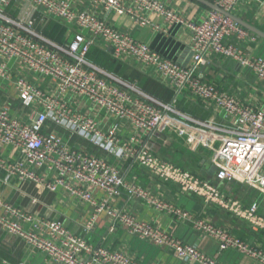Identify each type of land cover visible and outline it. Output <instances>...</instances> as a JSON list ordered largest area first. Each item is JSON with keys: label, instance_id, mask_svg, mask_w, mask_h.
<instances>
[{"label": "built area", "instance_id": "1", "mask_svg": "<svg viewBox=\"0 0 264 264\" xmlns=\"http://www.w3.org/2000/svg\"><path fill=\"white\" fill-rule=\"evenodd\" d=\"M74 1L0 0V79L12 86L17 111L24 117L11 115L9 103L0 106V185L30 184L38 192H60L88 204L91 215L81 226L86 234L104 213L109 232L121 228L143 242L168 249L185 264H220L196 246L137 220L129 211L113 208L114 200L124 195L168 217L191 222L193 229L211 239L220 252L232 250L264 264L262 249L223 229L193 220L188 212L152 197L135 178L128 181L111 162L139 166L153 178L178 186L183 194L248 223L253 232H264V216L256 201L245 205L222 192L214 182L200 179L152 151L164 127L186 136L191 143L194 138L181 126L182 122L202 129L206 140L222 132V142L211 149V161L216 167L214 180L228 183L240 179L264 193V112L241 104L198 78L199 70L212 57H219L249 69L264 82V59L245 56L231 42L244 40L248 32L223 15L207 10L199 21L187 24L191 58L181 66L111 27L95 12L111 11L131 17L140 25H151L147 15L158 16L169 25L181 23V17L161 1L92 0L93 10L78 12ZM205 1L232 15L243 2ZM11 2L29 4L33 11L13 18L4 11ZM34 12L58 20L68 30L67 40L59 44L37 31ZM91 47L107 53L113 61H134L155 72L173 92L172 102L153 99L89 62ZM11 62L17 71L46 81L47 88L22 74L12 79ZM177 99H188L221 113L228 126L222 129L210 120L201 122L186 117L175 109ZM75 137L101 154L75 143ZM20 192L32 206L46 207L37 195L21 189ZM95 192L101 193L100 199L94 197ZM0 231L21 239L29 251L42 254L49 264H141L121 251L95 248L60 219L26 211L1 195Z\"/></svg>", "mask_w": 264, "mask_h": 264}, {"label": "crops", "instance_id": "2", "mask_svg": "<svg viewBox=\"0 0 264 264\" xmlns=\"http://www.w3.org/2000/svg\"><path fill=\"white\" fill-rule=\"evenodd\" d=\"M159 1L180 16L182 22L169 25L158 16L147 15L151 25H140L135 23L131 17L120 16L111 11L96 9L95 12L108 25L130 36L135 41L147 45L149 49L162 58L185 66L191 58L190 32L187 24L199 21L208 9L192 0ZM74 5L76 12L94 9L92 0H75ZM4 11L17 19L23 17L25 11L31 12L33 9L29 4L20 6L11 2L9 6L4 8ZM39 14L38 12L33 14L36 20L34 28L43 34V30L49 24L50 32L55 34L54 36H59L58 32L54 33V29L59 27V29H63L62 41L65 42L68 38V30L65 26L55 18L46 17V15L43 17ZM234 15L264 33V0H243L234 11ZM231 42L240 47L245 56H256L264 59V40L256 38L251 33L248 32V37L244 40L232 39ZM121 63L119 73L113 71L114 73L111 72L110 74L123 82L133 84L139 91L153 99L165 102V90H170L165 87L159 75L152 70L142 68L134 61L124 60ZM13 65V62L9 64L12 69H14ZM13 73L12 79L16 78L18 74H22L23 77L33 80L36 85L44 89L47 88L46 81L38 77L32 78L22 73L21 70L17 71V69H14ZM198 78L213 86L218 92L234 97L241 104L261 109L264 112V82L259 81L249 69L241 67L238 63L212 57L210 63L199 70ZM172 99L165 103L170 104ZM8 103L11 106V115L24 118L17 111V101L12 86L0 79V106ZM174 107L188 118L201 122L210 120L213 125L222 129L228 126L221 113H215L213 109H208L200 103L188 99H177ZM182 123L181 126L185 127L187 133L194 138L191 143L187 141L186 136L164 127L153 144L152 151L163 160L194 176L214 182L220 190L232 194L235 199L245 205L258 201L260 215L264 216V193L245 184L240 179H236L232 184L214 180L216 167L211 161V149L220 145L223 140V133L216 132L208 136L206 140V132L202 129L189 122L187 124ZM73 141L82 144L89 152L101 154L79 138L75 137ZM203 143H207L208 147ZM111 162L118 167L120 173L128 181L135 178L137 183L152 197L188 212L193 220L223 229L250 246L259 247L264 251V232H253L248 223L232 217L215 206L205 205L201 199L195 196L183 194L178 186L163 183L153 178L139 166H130L129 162L115 163L113 160ZM0 176H2L1 173ZM20 189L30 195H37L46 207L32 206L29 199L21 194ZM0 195L26 211L60 219L70 231L83 237L88 244L95 248L121 251L141 264H185L176 259L168 249L143 242L128 235L121 228L109 232V222L104 213L98 217L92 231L87 234L84 233L81 226L90 217L92 209L88 204L69 198L60 192L56 194L46 191L38 192L33 185L13 183L10 187L0 185ZM101 196L99 192L94 193L96 199H100ZM113 208L129 211L137 220L152 224L183 243L196 246L206 255L214 257L220 264H260L232 250L218 251L217 245L205 235L195 231L191 222L168 217L143 202L128 200L124 195H120L114 200ZM0 264L49 263L42 254L29 251L21 239L7 236L0 231Z\"/></svg>", "mask_w": 264, "mask_h": 264}, {"label": "trees", "instance_id": "3", "mask_svg": "<svg viewBox=\"0 0 264 264\" xmlns=\"http://www.w3.org/2000/svg\"><path fill=\"white\" fill-rule=\"evenodd\" d=\"M50 30H51V27L48 24L43 30V35L59 44H63L64 43V41H62L63 29H59V27L57 29H54L55 31L54 33L58 32L59 36H54L55 34L53 35L52 32H50ZM87 60L108 73H111L113 71L115 73H119L120 66L122 64L119 61H113L107 53L101 51L100 49L96 47H91L89 49L88 54H87ZM173 95L174 94L172 91L165 90L164 101L168 102L170 99L173 98ZM165 102H162V103H165Z\"/></svg>", "mask_w": 264, "mask_h": 264}, {"label": "water", "instance_id": "4", "mask_svg": "<svg viewBox=\"0 0 264 264\" xmlns=\"http://www.w3.org/2000/svg\"><path fill=\"white\" fill-rule=\"evenodd\" d=\"M198 4H200L201 6L205 7L208 10L217 12L221 15H223L224 17L232 20L233 22H235L237 25H239L240 27H242L244 30L248 31L249 33H251L252 35H254L256 38L258 39H262L264 40V33L261 32L260 30H258L257 28L247 24L246 22H244L242 19H240L239 17L232 15L230 13L224 12L223 10H221L219 7H217L216 5L205 1V0H192Z\"/></svg>", "mask_w": 264, "mask_h": 264}, {"label": "rangeland", "instance_id": "5", "mask_svg": "<svg viewBox=\"0 0 264 264\" xmlns=\"http://www.w3.org/2000/svg\"><path fill=\"white\" fill-rule=\"evenodd\" d=\"M128 84H131V83H129V82H127ZM228 183H230V184H232L233 182H228ZM222 192H224L225 194H227V195H229V196H231V197H233L234 198V196L232 195V194H229V193H227L226 191H224V190H221ZM257 203H258V201H256ZM260 210V209H259ZM260 212V211H259Z\"/></svg>", "mask_w": 264, "mask_h": 264}]
</instances>
